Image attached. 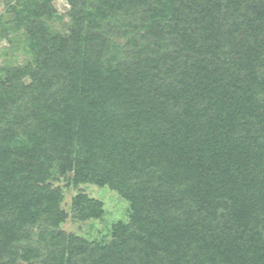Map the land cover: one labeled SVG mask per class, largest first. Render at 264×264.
Instances as JSON below:
<instances>
[{
  "label": "trees",
  "instance_id": "16d2710c",
  "mask_svg": "<svg viewBox=\"0 0 264 264\" xmlns=\"http://www.w3.org/2000/svg\"><path fill=\"white\" fill-rule=\"evenodd\" d=\"M7 1L29 59L0 65V264H264V0H67L66 34L57 0ZM63 178L129 221L67 233Z\"/></svg>",
  "mask_w": 264,
  "mask_h": 264
},
{
  "label": "rangeland",
  "instance_id": "374dc122",
  "mask_svg": "<svg viewBox=\"0 0 264 264\" xmlns=\"http://www.w3.org/2000/svg\"><path fill=\"white\" fill-rule=\"evenodd\" d=\"M8 3L7 0L0 2V13L5 11ZM55 5L62 18L52 20L49 24L53 30L66 34L69 31L68 28L70 25V17L68 15L70 9L69 3L67 0H57ZM21 45L10 44L6 39L2 38L0 31V65L8 61L21 64L25 63L29 57ZM55 185L62 188L64 196L62 207L70 213L69 218L61 225V228L67 233H73L89 241L108 242L112 238L113 225L120 220L125 222L129 221V202L118 192L107 186L100 187L94 184H81L76 186L69 183L68 179L65 178L57 181ZM80 193H85L90 197L103 201L105 214L101 220L80 222L72 218L71 209L73 199Z\"/></svg>",
  "mask_w": 264,
  "mask_h": 264
}]
</instances>
